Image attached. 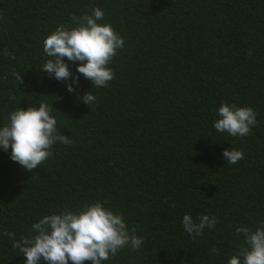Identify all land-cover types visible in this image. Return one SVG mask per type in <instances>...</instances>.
<instances>
[{"label":"trees","instance_id":"16d2710c","mask_svg":"<svg viewBox=\"0 0 264 264\" xmlns=\"http://www.w3.org/2000/svg\"><path fill=\"white\" fill-rule=\"evenodd\" d=\"M94 8L125 46L107 87L65 58L79 76L70 93L71 79L41 71L43 42ZM40 102L72 144L56 143L31 172L0 149V264H25L14 240L45 215L97 201L144 238L103 264H228L243 241L235 229L264 222V0H0V127ZM223 102L256 111L248 136L213 127ZM232 149L244 159L228 164ZM185 214L218 222L193 240Z\"/></svg>","mask_w":264,"mask_h":264},{"label":"clouds","instance_id":"9594fccd","mask_svg":"<svg viewBox=\"0 0 264 264\" xmlns=\"http://www.w3.org/2000/svg\"><path fill=\"white\" fill-rule=\"evenodd\" d=\"M71 20L75 27L60 25L44 40L43 51L49 59L41 71L54 75L57 81L71 79L67 91L75 92L79 76H73L65 63L67 58L68 62L79 65L76 72L90 80L93 87H107L115 78L109 65L125 46L124 39L110 23H98L104 20L100 8L80 17L73 15ZM16 79L23 82L22 76L17 75ZM81 99L90 106L96 97L89 91ZM54 110L45 102H40L39 108H18L10 113V122L0 127V149L8 151L10 148L11 160L26 171L37 169L49 159L56 143L72 144V140L56 127ZM257 124V113L252 107L223 102L213 127L232 137H246ZM223 157L228 164H236L244 159V153L236 149L225 150ZM107 204V201H97L76 211L64 208L45 215L32 225L33 235L14 240L13 247L26 257L25 264H103L125 247L137 251L144 238L131 234L123 216L114 213ZM217 222L215 216L201 215L193 219L190 214H185L183 228L195 240L206 228H214ZM235 231L243 236V241L228 264H264V222L255 230L240 226ZM3 235L10 239L15 237V233L7 231ZM211 252L219 254L215 247Z\"/></svg>","mask_w":264,"mask_h":264}]
</instances>
